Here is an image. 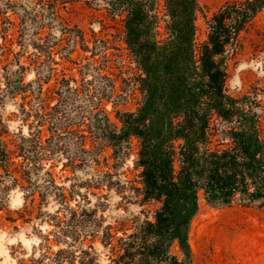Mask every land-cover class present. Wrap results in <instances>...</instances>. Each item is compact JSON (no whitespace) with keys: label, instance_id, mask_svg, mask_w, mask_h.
Listing matches in <instances>:
<instances>
[{"label":"rangeland","instance_id":"1","mask_svg":"<svg viewBox=\"0 0 264 264\" xmlns=\"http://www.w3.org/2000/svg\"><path fill=\"white\" fill-rule=\"evenodd\" d=\"M243 1L197 0V42L205 18ZM118 15L105 0H0V151L9 153L8 175L0 162V264H108L106 228L118 239L156 208L135 199L136 141L115 155L92 144L89 120L80 126L101 97L100 110L118 126L117 113L140 106ZM227 58V92L253 97L264 126V8ZM188 245L190 264H264V210L202 201ZM171 252L185 261L177 246Z\"/></svg>","mask_w":264,"mask_h":264},{"label":"trees","instance_id":"2","mask_svg":"<svg viewBox=\"0 0 264 264\" xmlns=\"http://www.w3.org/2000/svg\"><path fill=\"white\" fill-rule=\"evenodd\" d=\"M105 1L112 15L124 16L120 42L128 70L132 65L137 71L127 81L136 83L142 99L135 112L117 113L118 126L100 110L101 97L80 126L89 120L92 144L112 148L115 155L136 141L134 165L140 173L135 199L140 206H156L130 234L115 239L106 228L108 264H190L189 229L202 201L264 210V126L257 103L226 90L227 55L264 0L223 5L205 18L200 43L197 0ZM104 62L107 68L108 58ZM104 79L112 93L111 79ZM71 91L79 97L78 89ZM75 135L83 147L86 136ZM8 155L2 147L0 162L6 163L7 175ZM174 246L185 261L171 252ZM88 260L84 264L92 263Z\"/></svg>","mask_w":264,"mask_h":264}]
</instances>
